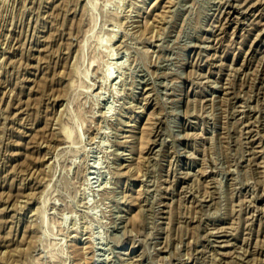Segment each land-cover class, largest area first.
I'll use <instances>...</instances> for the list:
<instances>
[{
	"label": "rangeland",
	"instance_id": "374dc122",
	"mask_svg": "<svg viewBox=\"0 0 264 264\" xmlns=\"http://www.w3.org/2000/svg\"><path fill=\"white\" fill-rule=\"evenodd\" d=\"M0 264H264V0H0Z\"/></svg>",
	"mask_w": 264,
	"mask_h": 264
}]
</instances>
